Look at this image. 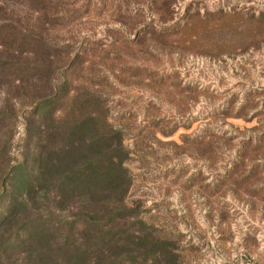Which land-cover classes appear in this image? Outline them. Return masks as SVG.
I'll return each mask as SVG.
<instances>
[{"label": "rangeland", "instance_id": "rangeland-1", "mask_svg": "<svg viewBox=\"0 0 264 264\" xmlns=\"http://www.w3.org/2000/svg\"><path fill=\"white\" fill-rule=\"evenodd\" d=\"M261 175L264 0H0V264L43 214L138 238L94 264H264Z\"/></svg>", "mask_w": 264, "mask_h": 264}, {"label": "trees", "instance_id": "trees-1", "mask_svg": "<svg viewBox=\"0 0 264 264\" xmlns=\"http://www.w3.org/2000/svg\"><path fill=\"white\" fill-rule=\"evenodd\" d=\"M60 180L62 182L66 181L64 184L68 186L71 182V177L69 176ZM80 201H83V199L80 200V197H78L75 206H78V204L87 206L86 203H80ZM45 215L43 214L41 217L33 219L23 229L25 231L23 240L25 244H28L27 248L31 251V255L27 256L22 264H94V260L90 259V254L93 250L94 254L97 253V255L93 256H98L97 259L100 260L102 257H105V254L102 253L103 248L108 250L139 244L138 238L133 237L127 231L121 234L114 233L111 236L95 235L90 242H86L84 237L80 236V233L78 235L74 234L75 232L83 231V226H88L91 217L89 214L86 215V213L84 216L86 215L85 219L90 217L88 220L84 223H77L73 220L64 223L62 225L64 232L61 236H57L53 232L54 229L51 228L54 226L52 224L53 219L51 218L53 216ZM119 225V222L115 221L114 225L111 226V230L114 227L117 228ZM89 243L92 244L88 245ZM77 251L81 252L77 253ZM105 261L104 263L106 264ZM112 264H117V261H114Z\"/></svg>", "mask_w": 264, "mask_h": 264}, {"label": "crops", "instance_id": "crops-1", "mask_svg": "<svg viewBox=\"0 0 264 264\" xmlns=\"http://www.w3.org/2000/svg\"><path fill=\"white\" fill-rule=\"evenodd\" d=\"M255 159V157H254V155H252V157L250 158V160L252 161V160H254ZM257 170L255 169V168H250V173L253 175V179L254 180H251V182H250V186L253 188V186H255V182L257 181V179L255 178V172H256ZM260 183H264V175H261V180L259 181Z\"/></svg>", "mask_w": 264, "mask_h": 264}]
</instances>
